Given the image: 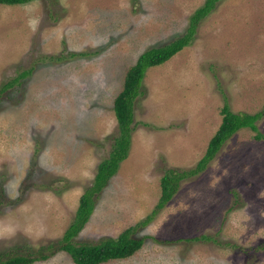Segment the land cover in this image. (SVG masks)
I'll return each instance as SVG.
<instances>
[{"label": "rangeland", "instance_id": "1", "mask_svg": "<svg viewBox=\"0 0 264 264\" xmlns=\"http://www.w3.org/2000/svg\"><path fill=\"white\" fill-rule=\"evenodd\" d=\"M203 0H33L0 4V256L55 243L116 135L113 97L145 49L185 31ZM70 53H84L69 56ZM58 58V60L52 59ZM126 158L74 237H115L150 213L164 170L192 167L231 112L264 98V0H219L193 40L145 70ZM132 237L141 247L101 264H264V114ZM201 236L207 237L202 239ZM196 238L195 240H191ZM31 264H74L63 251Z\"/></svg>", "mask_w": 264, "mask_h": 264}, {"label": "trees", "instance_id": "2", "mask_svg": "<svg viewBox=\"0 0 264 264\" xmlns=\"http://www.w3.org/2000/svg\"><path fill=\"white\" fill-rule=\"evenodd\" d=\"M30 1L33 0H0V4L17 5ZM218 1L203 0L202 4L195 8L187 17L185 31L182 35L175 37L162 46L145 49L136 57L134 63L125 70L121 88L112 100V112L117 133L112 138L107 156L97 163L90 184L79 195L73 218L63 231L61 237L55 243L40 246L34 252L10 255L5 253L0 256V264H31L34 261L46 260L55 251L65 252L74 264H101L109 260L127 258L141 247L144 240V237H132L134 232L138 227L146 225L156 212L172 198L178 189L180 181L193 177L203 171L221 145L237 130L248 128L254 133V139L261 137L257 131L255 122L264 114V98L260 111L252 114L244 112L233 113L229 110L226 101L223 100L219 109V123L207 140L202 155L188 169H167L163 171L158 181V199L148 215L135 225L121 230L115 237H103L95 243L74 241V237L87 222L98 194L106 186L107 181L116 173L119 163L127 156L130 144V132L134 127L133 105L135 99L142 94L141 82L145 70L165 62L183 47L188 46L193 40L198 24L214 9ZM79 55H84V53L69 54L71 57ZM52 59L58 60V58L53 57ZM29 73V70L22 71L10 81L1 83L0 94ZM201 238L207 239L205 236H201ZM195 239L192 238L191 240Z\"/></svg>", "mask_w": 264, "mask_h": 264}]
</instances>
